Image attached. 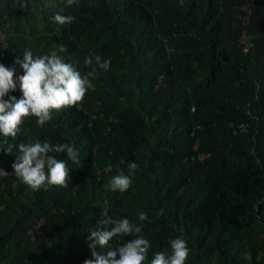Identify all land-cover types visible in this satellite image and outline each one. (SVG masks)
I'll return each mask as SVG.
<instances>
[{"label": "trees", "instance_id": "obj_1", "mask_svg": "<svg viewBox=\"0 0 264 264\" xmlns=\"http://www.w3.org/2000/svg\"><path fill=\"white\" fill-rule=\"evenodd\" d=\"M14 3L0 0L6 67L25 50L57 51L82 76L98 68L97 55L111 62L78 105L0 135V169L12 174L0 177V264H83L90 232L122 218L150 242L144 264L177 237L190 249L185 264H264V0ZM242 3L252 10L248 52L238 41ZM57 13L73 22L55 23ZM43 141L78 149V163L52 153L67 161L66 188L32 190L11 172L20 144ZM132 162L129 190H109ZM134 238H114L109 250Z\"/></svg>", "mask_w": 264, "mask_h": 264}, {"label": "clouds", "instance_id": "obj_2", "mask_svg": "<svg viewBox=\"0 0 264 264\" xmlns=\"http://www.w3.org/2000/svg\"><path fill=\"white\" fill-rule=\"evenodd\" d=\"M79 0H66V7L78 4ZM26 7L25 0H18L13 7ZM53 21L60 25L71 24L73 17L57 13ZM97 67H93L87 75L82 76L71 63L65 62L57 51H50L43 56H34L31 50H25L22 58H14L13 65L6 67L0 63V135L5 138H15L20 131L26 117H35L36 122L43 126L52 118L53 110L60 111L81 103L89 89L94 90L90 78H95L99 70L107 71L110 58L103 60L95 57ZM86 63H90L86 61ZM23 70V74L16 75V66ZM19 88L22 96L17 99L9 95ZM8 99H5V97ZM19 155L11 165L14 175L32 190H39L47 186L67 187L69 168L66 160H59L55 154L65 153L68 160L79 162V152L71 144H52L48 141L34 144H20ZM123 164L124 161L121 160ZM111 167V166H110ZM128 173L117 168V174L108 182V189L113 192H127L133 183L138 165L135 162L127 165ZM12 175L0 169V177ZM159 215H163L160 209ZM146 211H140L138 220H148ZM102 225L111 224V228L100 227L90 232L86 237L91 250V259H85L83 264H144L151 245L142 235V226L122 218L115 221L104 220ZM134 239L120 243L114 250H109L110 241L114 238ZM98 249H107L104 252ZM171 252H158L151 260V264H185L190 249L187 241L177 237L170 242ZM117 256L119 257L117 259Z\"/></svg>", "mask_w": 264, "mask_h": 264}, {"label": "built area", "instance_id": "obj_3", "mask_svg": "<svg viewBox=\"0 0 264 264\" xmlns=\"http://www.w3.org/2000/svg\"><path fill=\"white\" fill-rule=\"evenodd\" d=\"M240 11L241 12L239 14V21L241 22V24L244 28H243V31H242L241 36H240L238 41L242 45L243 52H248V51H250V49L252 48V45H253L252 35L247 32V27L251 23L252 10L248 4L242 3L240 5ZM232 126H234L235 130L239 133L246 132L248 129V125L246 123H238L235 125L232 124ZM205 156H206L205 153H201L198 156V158L202 159ZM11 172L13 173V169H11Z\"/></svg>", "mask_w": 264, "mask_h": 264}, {"label": "rangeland", "instance_id": "obj_4", "mask_svg": "<svg viewBox=\"0 0 264 264\" xmlns=\"http://www.w3.org/2000/svg\"><path fill=\"white\" fill-rule=\"evenodd\" d=\"M3 34L0 33V36H2Z\"/></svg>", "mask_w": 264, "mask_h": 264}]
</instances>
